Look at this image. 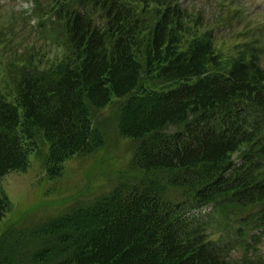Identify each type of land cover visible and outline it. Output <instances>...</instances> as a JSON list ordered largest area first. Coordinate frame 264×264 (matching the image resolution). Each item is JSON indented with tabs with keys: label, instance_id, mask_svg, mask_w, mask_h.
<instances>
[{
	"label": "trees",
	"instance_id": "1",
	"mask_svg": "<svg viewBox=\"0 0 264 264\" xmlns=\"http://www.w3.org/2000/svg\"><path fill=\"white\" fill-rule=\"evenodd\" d=\"M44 2L40 11L60 24L58 53L43 64H10L12 78L0 85V181L28 168L38 139L49 146L51 179L72 157L102 148L107 135L94 113L116 98L121 135L141 141L134 164L172 173L169 184L188 198L165 201L160 178L121 185L90 206L3 234L0 264H10L9 242L45 239L29 253L40 264H238L214 244L202 211L257 208L256 243L264 233L259 58L224 59L201 14L177 0ZM171 125L183 129L162 132ZM11 209L0 189V222Z\"/></svg>",
	"mask_w": 264,
	"mask_h": 264
},
{
	"label": "rangeland",
	"instance_id": "2",
	"mask_svg": "<svg viewBox=\"0 0 264 264\" xmlns=\"http://www.w3.org/2000/svg\"><path fill=\"white\" fill-rule=\"evenodd\" d=\"M24 1L0 0V85L4 84L5 76L11 77L10 64L18 68L32 60L43 64L58 53L54 40L60 24L54 16L40 11L44 0H31L33 5L26 10ZM177 1L192 14H201L202 31L212 32L215 49L224 59L234 60L239 55L250 58L254 54L264 67V0ZM119 104L120 100L115 98L94 113L95 124L107 135L106 144L93 154L72 157L60 177L48 176L45 157L49 146L38 139L40 152L30 155L28 168L10 172L0 181V189L12 203V209L0 222V239L8 231L22 230L73 208L90 206L121 185L152 178H160L164 184L165 201L177 203L188 198L186 190L169 184L172 173L145 171L134 164L141 141L121 135ZM181 129L183 125H171L162 132L172 134ZM253 210L231 205L229 209L210 206L202 212L214 244L238 264L244 261L264 264V233L256 243L253 234L261 229H254L257 208ZM49 242L45 239L25 245L11 241L3 247L4 257L10 258V264H40L29 253Z\"/></svg>",
	"mask_w": 264,
	"mask_h": 264
}]
</instances>
